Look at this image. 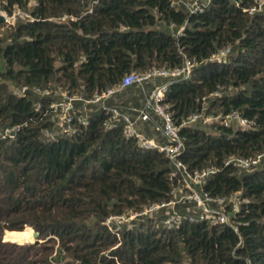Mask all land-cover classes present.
Listing matches in <instances>:
<instances>
[{
	"label": "trees",
	"instance_id": "trees-1",
	"mask_svg": "<svg viewBox=\"0 0 264 264\" xmlns=\"http://www.w3.org/2000/svg\"><path fill=\"white\" fill-rule=\"evenodd\" d=\"M198 3L192 12L173 0H0L9 15L29 14L0 23V264H264V0ZM187 59L190 77L152 79L170 82L163 102L176 123L197 112L252 122L219 118L180 130L188 167L216 168L202 189L225 197L231 222L190 221L183 202L174 204L182 215L174 228L163 225L166 206L157 222L154 214L126 222L173 199L171 161L125 135L123 120L105 126L106 107L136 114L121 93L88 100L132 71L172 70ZM66 95L74 97L69 123ZM148 112L137 132L165 141L161 117ZM258 154L251 168L226 163ZM26 225L41 241L4 239Z\"/></svg>",
	"mask_w": 264,
	"mask_h": 264
},
{
	"label": "built area",
	"instance_id": "built-area-1",
	"mask_svg": "<svg viewBox=\"0 0 264 264\" xmlns=\"http://www.w3.org/2000/svg\"><path fill=\"white\" fill-rule=\"evenodd\" d=\"M182 2L188 5L191 8L192 12H196L200 9L198 0H193L192 3H189V0H173V3ZM255 7L251 8L250 11H253ZM0 13L6 16V20L10 21L11 17L6 11L0 8ZM8 14V15H7ZM19 15L20 12L18 13ZM8 16V17H7ZM21 16H29L27 13H23ZM16 15H13L15 18ZM8 18V19H7ZM6 21V22H7ZM185 26H182L179 30V34H182ZM229 51V47L220 50L217 54L213 56V59H221L223 58ZM193 63L187 59L185 65L180 68H175L172 70H167L163 68H154L145 73H139L136 71H132L128 73L120 83L114 85L113 87H109L106 90L95 93L91 100L93 102H100L104 104L107 99L111 96L122 93L124 89L133 84L143 85L146 81L152 80L158 76H183L184 78L190 77L193 73L192 70ZM170 82H163L160 84H156L149 95L146 97L145 107L144 108H134V106L129 107L136 112V116L134 114L126 113L121 111L117 106H109L106 107L110 113L109 122H105L106 127H113L116 125V122H111L112 120H123L124 121V133L127 136H136L138 138V143L141 147L144 148H156L159 151H162L168 156L172 165V184L174 193L173 199L169 202L164 203H156L150 204L149 206L144 207L140 211H132L129 216H123L126 222H130L131 219H138V217H146L147 215L154 214L153 217L157 222V215L155 214L157 209L160 206H166V215L162 219L164 227L174 228L178 226L182 222V215L175 210L174 204L176 202H183L189 204L187 206L188 214L186 217L190 221H207L208 223L214 224H226L230 223L231 219L229 217V213L226 212L225 207H223V203L225 201V197H212L209 196L206 192L203 191L202 185L208 178L216 172L215 167H206L202 169L192 170L188 167V165L184 162L181 155L185 148V137L181 134L180 130L183 124L191 125L197 121L209 124L211 121H217L219 118L221 122L225 125H229L231 121L237 120L241 125H250L251 121H248L246 118L241 116L239 113L232 112L228 114H206L204 112L193 113L187 120L176 123L172 113L167 109L168 107L163 102V98L169 89ZM45 92H49L45 90ZM219 94V92H216ZM65 101L62 103L63 113L62 120L69 123L72 120L70 116L71 110L73 108V98L72 96L66 95ZM54 105V103L52 104ZM148 107L152 108L153 111L161 117L162 126L161 130L166 137V140L163 142H159L156 138H148L143 134L137 132L136 122L139 120L149 119L150 115L148 112ZM82 123H86L87 121H81ZM69 128L72 130V126L69 125ZM262 154H258L256 158L247 159L244 157H230L227 159L226 163H236L238 166L242 168H251L257 164ZM240 192H235V196ZM235 196H230V200L235 202ZM212 201H218L221 206L215 208L211 205ZM239 203H236L233 206L234 210H237L239 207ZM232 227L237 231L238 226L236 224H231ZM113 230V228H111ZM185 264H188L186 261Z\"/></svg>",
	"mask_w": 264,
	"mask_h": 264
},
{
	"label": "crops",
	"instance_id": "crops-1",
	"mask_svg": "<svg viewBox=\"0 0 264 264\" xmlns=\"http://www.w3.org/2000/svg\"><path fill=\"white\" fill-rule=\"evenodd\" d=\"M156 85L155 82H151L150 80L146 81L144 84V88L143 85H139V84H133L130 85L129 87H127L126 89H124L122 91L121 94H119L118 99H126L129 102V107H133L134 105L136 106L135 102L139 101L142 103V105L140 107H134V108H144L145 107V101H146V97L147 95L150 94L152 88ZM134 116H136L134 114Z\"/></svg>",
	"mask_w": 264,
	"mask_h": 264
},
{
	"label": "rangeland",
	"instance_id": "rangeland-1",
	"mask_svg": "<svg viewBox=\"0 0 264 264\" xmlns=\"http://www.w3.org/2000/svg\"><path fill=\"white\" fill-rule=\"evenodd\" d=\"M20 12V14L22 15L24 12L20 9V11H19V9H16L15 10V13H13V15L15 14L16 15V17L15 18H13V15H10L11 17L9 18V20L10 21H7L8 23H12V22H14L16 19H17V17H18V13ZM8 15V14H7ZM8 17V16H7ZM8 19V18H7ZM151 82H152V80H151ZM121 100H126V99H121ZM127 101V100H126ZM130 221H135V219L133 218V219H131ZM138 221H141L140 219H138ZM28 227H30L31 229H32V231H33V238L31 239V240H21V239H18V238H16V237H10V234L8 233L9 231H24L26 228H28ZM34 228L31 226V225H26V226H24V228L22 229V230H5V233H4V239H6V240H9V241H13V242H16V243H19V244H29V243H36V241H38V240H40L41 241V238H39V235L37 234H35V232H37V230H33Z\"/></svg>",
	"mask_w": 264,
	"mask_h": 264
},
{
	"label": "bare ground",
	"instance_id": "bare-ground-1",
	"mask_svg": "<svg viewBox=\"0 0 264 264\" xmlns=\"http://www.w3.org/2000/svg\"><path fill=\"white\" fill-rule=\"evenodd\" d=\"M8 233L10 237H16L21 240H31L34 236L30 227L26 228L24 231H9Z\"/></svg>",
	"mask_w": 264,
	"mask_h": 264
},
{
	"label": "water",
	"instance_id": "water-1",
	"mask_svg": "<svg viewBox=\"0 0 264 264\" xmlns=\"http://www.w3.org/2000/svg\"><path fill=\"white\" fill-rule=\"evenodd\" d=\"M4 21H7V20H6V16H5L4 14H1V13H0V23H2V22H4ZM35 234L37 235L38 233L35 232Z\"/></svg>",
	"mask_w": 264,
	"mask_h": 264
}]
</instances>
